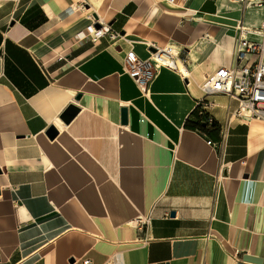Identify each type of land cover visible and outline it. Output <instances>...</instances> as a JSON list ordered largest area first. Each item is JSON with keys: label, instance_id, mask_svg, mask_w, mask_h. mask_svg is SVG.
<instances>
[{"label": "crops", "instance_id": "obj_1", "mask_svg": "<svg viewBox=\"0 0 264 264\" xmlns=\"http://www.w3.org/2000/svg\"><path fill=\"white\" fill-rule=\"evenodd\" d=\"M208 1L0 0V264H264V120L221 141L237 102L218 93L199 107L210 133L184 126L199 78L235 66L237 28L222 54L202 22L238 5ZM96 9L119 39L76 38ZM161 43L191 76L158 70L142 91L124 57Z\"/></svg>", "mask_w": 264, "mask_h": 264}, {"label": "built area", "instance_id": "obj_2", "mask_svg": "<svg viewBox=\"0 0 264 264\" xmlns=\"http://www.w3.org/2000/svg\"><path fill=\"white\" fill-rule=\"evenodd\" d=\"M227 1L240 6L241 12L249 5L261 7L263 17L260 26L256 29L245 27L241 20L236 21L238 37L234 48L235 66L221 67L206 76L200 85L203 96L198 101V106L201 110L211 105L206 97L218 93L237 102L236 108L228 113L226 119L216 123L221 141L225 140L228 128L237 119L264 120V0ZM169 2L173 3L174 0ZM96 23L99 24L98 27ZM248 34H254L256 37L247 38ZM104 36H108L111 41H116L120 38V33L111 29L108 23L102 22L98 16L97 19L92 18V22L76 34L78 40L88 37L95 40ZM178 60L183 64L186 62L181 51L167 44L154 46V51H151L145 59L129 51L124 57L123 64L141 90L147 91L159 68H175ZM207 122L214 123L215 120L209 115ZM208 143L211 141L209 140ZM83 264H89V260H84Z\"/></svg>", "mask_w": 264, "mask_h": 264}, {"label": "bare ground", "instance_id": "obj_3", "mask_svg": "<svg viewBox=\"0 0 264 264\" xmlns=\"http://www.w3.org/2000/svg\"><path fill=\"white\" fill-rule=\"evenodd\" d=\"M170 4H175L169 2V0H165ZM97 15L102 22H105L108 18L109 14L105 13L102 9H96ZM237 12V11H236ZM238 15H234L232 13H226L223 11H219L212 15L206 14L204 16L203 24L210 25L211 27L221 28L222 34L220 36L215 37L212 32L207 31V37L210 39V44L214 46V49L220 50L222 54L227 52L225 47L226 42H230L232 37V32L236 28V19ZM170 44V43H168ZM167 45V44H166ZM171 45V44H170ZM176 50H178L176 48ZM170 69L171 73L177 74L180 77H188L191 76L189 69L181 62L177 61V66L175 68H167ZM192 103H188V101L181 102V115L185 114L190 108Z\"/></svg>", "mask_w": 264, "mask_h": 264}, {"label": "rangeland", "instance_id": "obj_4", "mask_svg": "<svg viewBox=\"0 0 264 264\" xmlns=\"http://www.w3.org/2000/svg\"><path fill=\"white\" fill-rule=\"evenodd\" d=\"M222 2L223 1H219V0H216V1H213V0H209L206 5L204 6V10H218L220 8H222ZM237 8H239L238 6H225L224 9L220 10V11H224V12H229V11H232V10H236ZM260 11L258 10L257 7L253 6V5H249L247 6L246 8V12H245V15H244V24L248 27V28H251V29H256L257 28V22H258V19H259V13ZM166 44H162L161 43V46H164ZM160 71H170L169 69L167 68H164V67H160L159 68ZM177 75V74H176ZM178 78L180 77L179 75H177ZM204 77H201L199 78V82H198V89L200 90L201 92V95H203V92L201 91L200 89V85L201 83L203 82ZM202 81V82H201Z\"/></svg>", "mask_w": 264, "mask_h": 264}, {"label": "trees", "instance_id": "obj_5", "mask_svg": "<svg viewBox=\"0 0 264 264\" xmlns=\"http://www.w3.org/2000/svg\"><path fill=\"white\" fill-rule=\"evenodd\" d=\"M190 115L194 116L195 120H189V118H187L184 123L185 127L190 128V129H199L204 132L210 133L207 127L209 124L207 122V115L205 114V112L199 109V106L193 109L190 112ZM210 125L215 127V123H210Z\"/></svg>", "mask_w": 264, "mask_h": 264}, {"label": "water", "instance_id": "obj_6", "mask_svg": "<svg viewBox=\"0 0 264 264\" xmlns=\"http://www.w3.org/2000/svg\"><path fill=\"white\" fill-rule=\"evenodd\" d=\"M94 18L97 19V15H94ZM98 26H99V24L96 23V27H98ZM151 50L154 51V48H152ZM185 82H187V80H185ZM76 111H77L76 107L70 106L65 111V113L62 115V118L67 121L75 114ZM125 119H126V110L123 109L122 110V121L124 122ZM56 133H57V131L53 126H51L47 131V135L50 136L51 138L54 137L56 135Z\"/></svg>", "mask_w": 264, "mask_h": 264}]
</instances>
